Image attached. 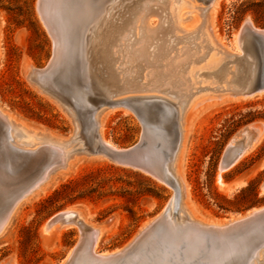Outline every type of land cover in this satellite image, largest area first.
Masks as SVG:
<instances>
[{"label":"rangeland","instance_id":"rangeland-1","mask_svg":"<svg viewBox=\"0 0 264 264\" xmlns=\"http://www.w3.org/2000/svg\"><path fill=\"white\" fill-rule=\"evenodd\" d=\"M154 1H157V4ZM191 1L195 6L201 4L198 0L196 1L199 4ZM253 1L263 0H218V4L210 8L211 30L222 48L234 50L235 39L246 21H250L256 28H264L256 24L251 12L237 14L242 4H245L246 8ZM148 2L152 5H162L158 0ZM185 10L187 15L184 18L187 16L190 18L184 23V30L196 31L203 21L201 12L192 7ZM161 17L156 15L148 18V25L152 26L151 31L154 27H159L157 30L154 29L155 32L153 30V35L157 34L155 39L161 37L159 32L166 26L163 24L164 18ZM152 20L155 23H152ZM183 35L185 33L180 37ZM193 36L191 34L182 37L180 44L177 43L168 50L171 54L162 53L163 48H159L161 53L158 51L156 53L160 58L156 57V53L155 57L161 62L153 58L158 64L157 61L154 63L149 61L152 60L153 53H149L147 59L144 58L141 63L149 62L152 66L157 65L154 68H158L160 63L166 66L167 61L175 60L173 56L185 57L189 51L195 56L188 54L191 58L188 57L184 61L191 68L183 61L177 73L185 78L181 71L184 73L190 69L191 77L186 73L190 80L184 79L186 82L189 81L186 83L187 86L194 78L195 71L198 72L196 75L200 81L196 85L195 78L193 83L197 87L191 84L189 87L192 88L187 90L188 93H196L202 85V88H205L204 86L212 81L215 86L213 88L221 93L220 87H217L223 85L219 78L221 72L216 74L218 66L206 69L203 67L206 66L205 63H198L202 58L200 52L206 53V50L199 51L197 47L193 48L191 44L201 41H197L198 38ZM183 40L185 43L181 44ZM184 48L189 50L186 51ZM53 52L54 41L41 21L38 0H0V111L31 133L69 140L75 132L71 116L62 108L57 98L29 80L30 69L45 68L51 61ZM170 55H173L172 58ZM133 62L128 66L125 64L130 69L124 74L127 73V77H130L132 73L130 78L138 76L136 74L138 69L135 70L137 61ZM193 63L198 64V67L193 66ZM154 68L151 67V70L147 68L148 73L143 81L146 79L150 84L148 76L151 74L153 77L150 79H155V73L160 68L155 69L153 73ZM206 75L213 77L208 79ZM121 77L126 81L125 75ZM204 77H207L205 79L208 81L204 80ZM174 79L171 84L176 83L177 78ZM141 81L135 83L140 86ZM170 85L157 87L158 89L148 86L147 90L145 86L140 88L137 86V90L132 88L124 91L125 93H113L112 97L118 101L156 96L177 106L183 98L182 95L180 98L171 96L172 92L179 91L174 85H171L174 88L172 90ZM189 87L187 89H190ZM166 88H170V91ZM231 96L223 94L204 98L189 114L185 153L182 158L184 162L181 160L179 168L184 183L186 206L193 220L205 224L222 225L245 215L251 209L264 206V191H261L264 181V133L260 144L247 157L227 171L220 169L227 147L242 129L249 125H259L264 129V93L252 98L247 97L248 99ZM111 109L114 110L104 114L100 121L101 138L116 145L118 149L134 147L143 137V126L139 118L133 110L124 106ZM38 146L41 145L34 147ZM77 148L66 168L54 173L45 184L23 199L13 211L9 222L0 233V264H65L67 256L79 242L78 228H56L49 233L43 231L48 220L64 211H78L89 226L100 229L101 239L96 248L98 253H114L129 245L146 224L161 214L174 195L170 187L144 172L120 166L102 155H91ZM250 186L252 187L249 188ZM56 191L60 192V195L53 204L48 203L47 200ZM86 253L92 252L87 250Z\"/></svg>","mask_w":264,"mask_h":264},{"label":"water","instance_id":"water-1","mask_svg":"<svg viewBox=\"0 0 264 264\" xmlns=\"http://www.w3.org/2000/svg\"><path fill=\"white\" fill-rule=\"evenodd\" d=\"M61 1L69 7L78 2L38 0V12L53 38L54 52L45 68L31 69L29 80L69 108L67 112L75 132L69 140L44 135L64 143L81 139L83 147L79 150L144 172L174 191L166 208L146 224L129 245L110 254L97 252L94 256L96 264H133L140 256L147 257L150 264H253L264 250V206L222 225L186 219L190 232L182 239L170 235L168 227L177 220L181 197L179 183L169 168L181 141L176 114L171 104L164 100L131 98L116 101L98 96L90 88L81 57L73 56L61 62L62 24L54 11L55 4ZM198 1L205 6L214 2ZM235 46L255 61V75L249 82L246 96L264 93V28H256L246 21L239 30ZM117 106L133 110L143 126L141 141L130 149H113L100 136L99 110ZM12 124L15 123L0 112V231L13 209L54 173L66 168L70 159L55 155L48 143L30 149L17 147L11 139ZM263 130L262 126L251 125L239 134L246 133L255 139ZM244 150V144L233 138L223 156L221 171L231 169ZM261 191H264V181ZM63 226L77 227L80 232L79 242L65 260V264H78L86 250L93 248L97 232L78 211H64L53 216L45 228L49 231Z\"/></svg>","mask_w":264,"mask_h":264},{"label":"bare ground","instance_id":"bare-ground-1","mask_svg":"<svg viewBox=\"0 0 264 264\" xmlns=\"http://www.w3.org/2000/svg\"><path fill=\"white\" fill-rule=\"evenodd\" d=\"M148 1L149 0L147 1L146 0H78V2L71 7H69L67 4H64L62 1L56 3L54 6L55 9L54 11L59 17L60 19L59 21L62 24V32H61L62 51L60 57H61V62H66L70 57L73 56L81 57L85 63V70L92 92L98 96L106 98L107 100H113L112 97L113 93L124 92L130 89L132 90V88L137 90L136 88L137 86L139 88L140 86H145V88L148 86H153L156 89H158L157 87H161V86L169 87V85L173 83L172 82L173 79L177 78L176 83L171 85L172 86L174 85V88H176V90H178L179 92L177 93L172 92L171 96L175 98L176 97L180 98V96L182 95L183 97L181 96V98H183V101L182 100H181L182 102L180 101L181 103L177 105L178 107L176 106V104H172L170 102L169 103L171 104L178 120L180 132H181V141L178 152L170 162L169 168L179 183L181 197H180L177 220L173 221L169 225L168 232L170 233L171 236L176 237V239H182L184 235L190 232V228L188 227L187 223H185V220L186 219L191 221L193 220L192 215L190 214V211L188 210L185 203L184 183L179 168L180 162L182 158H184V153H185V143L187 139V132L189 126L188 125L189 114L204 98L208 99L213 96L223 95V94H230L232 95L231 97L234 96L238 97L237 99L252 98L253 96H246V93L249 89L248 88L249 82L255 75L256 67H255L254 59L249 55L247 56L243 55V53L240 50H238L237 46H235L237 43L238 35L235 39L233 51L228 50L226 48H222V46L214 38L210 23V8L212 6H216L218 4V0H214V2L209 6L199 4L196 0H194L197 4H199L203 8H201L200 6H195V4L191 0H158L159 2L162 3L161 6L152 5ZM156 2L154 1V3ZM191 7L196 10L198 9L199 12H201L203 16L202 17L203 21L201 22L199 28L196 31L186 32L184 30V23L187 21L188 18H190V16L184 18L185 15H187L185 9L186 8L189 9ZM156 15L162 16L161 18H164L165 21V23L163 24L164 25L166 24L163 30L159 29L162 31L159 32L158 30V32L160 33L159 37L161 36L163 39L161 37L159 39H155V36L157 35L156 33H158L157 31L155 33L156 35L155 36L153 35V33L155 32L154 29H156L158 26L156 28L155 27L153 28L154 30L153 32V30L151 31L150 29V27L152 26L149 27L148 25V18ZM155 19L156 18H154V20ZM160 22H162V19L160 20ZM152 23L155 22H153L152 20ZM158 25H162V24H158ZM180 33L181 34L185 33V35H183L182 37L184 36L188 37V35L191 36L192 34V36L194 35L195 38L196 37L198 38L196 39L197 41L201 40L200 43H193L191 45L193 46V48L197 47L199 51L200 49L206 50V53L203 50H202L203 52H200L202 58L199 59L198 62L199 64L205 63L206 66L203 65V67H205L206 69L210 68L211 66H215V67L218 66L219 70H217L216 74L219 71L221 72L219 78L222 80L223 85L217 87L218 88L220 87L219 90L222 91L221 93H218V90H216V88H213L214 86L213 81L210 84L208 83L209 86L208 85H206L207 87L204 86L205 88H202L203 85L201 86V88L199 87L200 89L197 88L199 90L196 93L193 92L194 94L190 93L191 94L190 95L188 93L189 91L187 90H191L192 88L189 86H191V84L194 85V83L197 85V83L200 81L198 79V75H196L198 74V72L195 71V69H197L198 67V64L197 65L194 64L195 63L194 61L192 65L197 66L196 68H194V71L196 73L195 76L197 77L193 75L194 78L191 80L188 86L186 83H188L189 81L186 82V80L187 79L190 80L188 77L190 76L189 74L191 72L189 71L190 69L187 72L185 71L184 73L181 71L182 74H185L184 77L186 78V80H184L185 78L181 77L182 75H179L177 73L179 71V66L183 64V61L186 60L188 57L189 59L191 58V56H188V54L193 55L192 53L190 54L189 51H187L189 49L186 50L184 48L188 52V54L185 57L183 56L180 57V55H178V57L176 56L177 57L176 58L175 56L170 55L171 56L170 58H172L173 56L175 60L171 59L172 62L168 64V66L167 63L170 62L171 60L166 62V66L160 63L161 65L160 66L158 65L159 66L158 68L160 69L154 68V66L157 67V65L152 66L151 64H149V62L148 63L146 62L147 60L146 61L144 60L146 63L144 62L141 63L144 58L147 59L148 57L147 55L149 53L151 54L153 53L154 56L152 57V60H149L151 63V61H153V58L155 57L156 51L159 52V48H163L162 53L165 54L170 53L168 52V50H170L171 47H174L177 43L180 44V41L183 39L182 37H180L181 35ZM195 38H193V40ZM184 40L181 44L185 43ZM187 42L188 41L186 40V43ZM181 53H182V49L180 54ZM157 56L158 55L156 53V57ZM149 59H151V57ZM193 59H195V57ZM134 60L137 61V68L135 70L138 69V72L136 73L138 74V76L134 77L135 74H133L134 78H130L132 73H130L131 74L130 77L129 76L127 77V73L126 74L124 73L130 69L127 66L133 64ZM157 60L159 61L160 59ZM157 60L154 61L156 62ZM165 60H167V58ZM129 62L131 63L127 65V63ZM164 62L165 61L163 59V64H165ZM145 64L147 65L149 64L148 65L149 67L148 66L146 67ZM150 65L152 68H154L152 69L153 73L155 69L156 70L158 69L157 70L158 72L155 73L156 75L153 74L156 76V77L154 76L155 79L152 80L150 79L151 77H153L151 76L152 74L148 76L149 78L148 80H150L149 82H151L149 84L148 81L146 82V79L143 81V78L147 76L146 75L148 73L147 71L148 69L151 68ZM185 66L183 67L186 68L189 65H187L186 67ZM189 67L191 68V66ZM132 69L134 70V68H131V70ZM180 69L182 70L183 68L180 67ZM209 71H213V70L209 69ZM150 73L151 71L149 72V74ZM186 73L188 74V76ZM124 75L126 77V81H124V79L121 77ZM141 75L142 77H140ZM207 77H204L203 79L206 80L205 78ZM209 77L211 78L213 76H209ZM139 80L140 81L142 80L140 86L137 84ZM135 81L137 83H135ZM201 81L203 83V80ZM211 84H213L212 87ZM179 86L182 87L179 88ZM187 87H189L190 89H187ZM194 87L197 86L194 85ZM174 88H172V90ZM166 89L167 90L169 89L170 91V88H166ZM149 90H151V88ZM163 91L165 93V90ZM187 94L189 96H187ZM117 95H121V94H117ZM179 98L177 99L178 100L177 103H179ZM139 99H158V100L166 101L165 99L156 96L139 97ZM62 108L66 112L69 111V108L66 106H62ZM113 110L114 109H111L109 107H102L98 112L99 124L100 121H102V116L106 113L112 112ZM244 129H242L240 132H242ZM10 133L13 144L19 148L26 149L25 148L26 146H33V147L37 145L42 146L43 143H48L50 144L51 150L55 155H58L65 159L71 157V155L78 150L77 147H79V149H82L83 147V141L81 139H75L72 142L64 143L57 140H53L52 138L47 137L45 135L39 136L34 133H31L30 131L25 130L23 127L17 124L11 125ZM263 133L264 130L255 139L249 137L246 133L242 135L238 133L235 136L234 139L236 141L242 142L245 147L244 153L239 158L237 163H239L241 160L247 157L253 151V149L258 144H260ZM105 143L113 149H118L117 147H115L116 145L114 146L110 142L108 143L105 142ZM182 162L184 161L182 160ZM15 208L13 209V211L15 210ZM13 211L9 216L7 222L5 223L3 229L0 231V233L4 230L5 226L9 222L13 214ZM64 227L65 226L54 227L49 231H47L46 228L44 227L43 231L45 233H49L56 228H64ZM94 230L97 232L96 242L92 249H88L92 253H86V254L84 253L80 258V260L78 261V264H96V260L94 256H96L97 254L96 248H98L97 245L101 239V231L100 229H96V228H94ZM148 263H149V259H147V257L140 256L137 260H135L133 264H148ZM253 264H264V250H262L259 253L257 259L254 261Z\"/></svg>","mask_w":264,"mask_h":264},{"label":"trees","instance_id":"trees-1","mask_svg":"<svg viewBox=\"0 0 264 264\" xmlns=\"http://www.w3.org/2000/svg\"><path fill=\"white\" fill-rule=\"evenodd\" d=\"M245 6V4H242L241 7L238 9L237 14L244 15L248 12H251L256 24L261 27H264V0L260 2L253 1L248 7L245 8ZM251 187L252 186H250L249 188ZM59 195L60 192L56 191L55 194L47 200V202L53 204L56 201L57 196Z\"/></svg>","mask_w":264,"mask_h":264}]
</instances>
